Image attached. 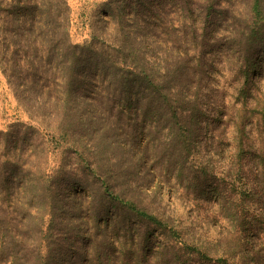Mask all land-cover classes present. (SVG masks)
Instances as JSON below:
<instances>
[{
  "label": "rangeland",
  "instance_id": "rangeland-1",
  "mask_svg": "<svg viewBox=\"0 0 264 264\" xmlns=\"http://www.w3.org/2000/svg\"><path fill=\"white\" fill-rule=\"evenodd\" d=\"M7 1L0 264H264V0Z\"/></svg>",
  "mask_w": 264,
  "mask_h": 264
},
{
  "label": "trees",
  "instance_id": "trees-1",
  "mask_svg": "<svg viewBox=\"0 0 264 264\" xmlns=\"http://www.w3.org/2000/svg\"><path fill=\"white\" fill-rule=\"evenodd\" d=\"M26 5L23 7L25 18L28 19V22L31 23V25L37 24L40 22V20L44 19V15L41 11V8L44 6L42 2H39L38 0L33 1H25ZM4 6H10L8 4L7 0H0V8ZM58 6L63 8L66 12L68 11V3L67 0H58ZM253 12L258 17L260 16L259 11V4L256 3V5L253 7ZM49 18V17H47ZM56 21L59 23V27L63 28V35L67 36V29H68V21L69 18L67 15H64L63 13H59V15L55 14ZM7 135L4 134L2 131H0V170H6L10 166V158H9V152L6 148V142H7ZM143 220H151L146 215H142ZM153 220V219H152Z\"/></svg>",
  "mask_w": 264,
  "mask_h": 264
}]
</instances>
